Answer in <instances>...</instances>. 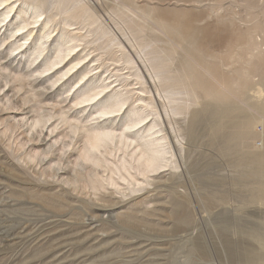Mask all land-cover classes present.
<instances>
[{"label": "rangeland", "instance_id": "374dc122", "mask_svg": "<svg viewBox=\"0 0 264 264\" xmlns=\"http://www.w3.org/2000/svg\"><path fill=\"white\" fill-rule=\"evenodd\" d=\"M10 6L0 11V264H264V0ZM189 19L211 30L200 57L178 32ZM197 75L228 98L227 138L213 137ZM103 85L98 103L75 104ZM117 95L121 110L99 115ZM133 112L147 123L136 135ZM95 130L115 133L98 164L79 159ZM148 130L166 154L143 176L119 135L141 144Z\"/></svg>", "mask_w": 264, "mask_h": 264}, {"label": "bare ground", "instance_id": "6f19581e", "mask_svg": "<svg viewBox=\"0 0 264 264\" xmlns=\"http://www.w3.org/2000/svg\"><path fill=\"white\" fill-rule=\"evenodd\" d=\"M146 1L147 2L151 1V3L162 2V0H157V1L156 0H146ZM9 2H10V0H0V7L5 4V6H3L0 10L3 12L5 17H8L11 14L12 10L14 9L13 8L14 6L9 7ZM166 12H169V11H166ZM168 14H170V12ZM17 15H19V14H17ZM1 21L2 20H0V22ZM178 24H180V29H182L181 31H178V32L183 33V35L186 36L185 39H187V41L193 47L192 48L193 55L200 57V53H201L200 47L202 46V40H203L200 37H202L201 35H204L207 37L211 36V30L205 26L204 27L197 26L194 23V21L190 20V19L185 21L184 23L179 22ZM27 25H28L27 20L22 21V23L20 25H18V28L16 29L17 31H19V33H17V34H20V30L26 28ZM164 25L166 26L165 28H167L171 33H174V34L177 33L178 29L175 26L171 25V23L169 21L165 22ZM22 33H23V31H22ZM178 35H180V34H178ZM46 36H49V34H47ZM18 46H21V45H18ZM258 48H261L260 43H257V45H255V51L256 52L259 51ZM38 51H39V54H41L42 48L39 47ZM263 52L264 51L259 52V53H263ZM262 70L263 71L261 73V81L260 82L264 86V68ZM213 71H215V68H213ZM200 78H202V77H200ZM200 78H198V75H197L196 77L193 78V80L195 81L196 85H198L199 87H201L205 91L207 97L212 98V102H210V104L205 106L204 109L202 110V112H204V115L208 119L211 120V124H212V128H213V137L214 138H227L228 135L223 134L224 128H223V125L220 123L219 120L222 119V117L224 115H226L230 112V106H229L228 101H227L228 98L226 95H223L222 91L217 90V89L213 90L211 87L207 86V84L204 83V80L202 79L203 80V82H202ZM220 79H222V81H224L225 77L222 75V76H220ZM108 86L109 85H103V86H101V88L99 87L98 91H97V89H91V90L87 91L82 97H79L78 99L76 98L78 101H76L75 104H82L84 102H90V101H93L91 104L98 103L100 101V98H101L100 97L101 93ZM142 92H144V91H142ZM126 99L127 98L122 99V98H120L119 95H117L116 98L111 100V102L106 107H103L102 109H100L98 111V114L101 116H105V118H110L113 113L121 110L122 106L126 102L125 101ZM138 101L140 103L145 104L146 106L149 105V104H146L144 97H142V95L138 96ZM85 105H87V104H85ZM199 112H201V110ZM199 112L197 111V113L194 114V117L192 120L193 123H195L197 121L196 119L203 114L202 112L201 113H199ZM132 114H133V118L130 121L126 122V129H132V128L137 126L135 129L130 131V132H134V135H136L139 133L141 127H143L145 125L144 123H146V122L143 123V121L146 119V116L143 117L139 113H135V112H133ZM34 118L35 119H33V120H34L35 126L41 124V120H40L41 118H39L37 116ZM49 119L50 118H48L47 120H49ZM44 121L46 122V120H44ZM44 121L42 122V124L44 123ZM110 131H106V130L97 131V130H95V131H92L91 133H89L86 137L85 146H84L83 150L80 152L79 159L81 161L90 162L92 164H98V159L95 158V153L100 149V147H102L105 144L106 141L114 138L115 133L112 132V130H110ZM242 132H245V131H242ZM238 136H240V135L239 134L235 135L236 138ZM119 138H120V142L123 143L126 147L132 146L133 149H135L134 150L135 161H136L135 169H137L139 174H141L143 176H147L150 173L157 171L159 168H161L163 166L162 163L165 160L166 151L162 150L163 148L161 149V145L159 143V140L161 138H159V137H153L152 138V132H150V130L146 131L145 135H143V136L140 135V139L142 140L141 144L138 143L133 138L122 133V132L120 133Z\"/></svg>", "mask_w": 264, "mask_h": 264}]
</instances>
